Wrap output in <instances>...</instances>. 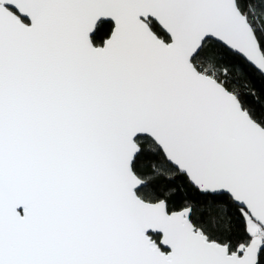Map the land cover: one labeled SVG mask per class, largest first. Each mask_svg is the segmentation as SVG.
<instances>
[{
    "label": "snow or ice",
    "instance_id": "obj_1",
    "mask_svg": "<svg viewBox=\"0 0 264 264\" xmlns=\"http://www.w3.org/2000/svg\"><path fill=\"white\" fill-rule=\"evenodd\" d=\"M0 264H264V0H0Z\"/></svg>",
    "mask_w": 264,
    "mask_h": 264
}]
</instances>
